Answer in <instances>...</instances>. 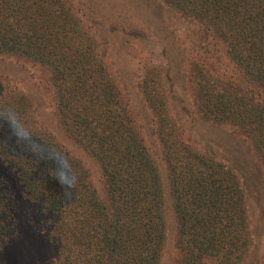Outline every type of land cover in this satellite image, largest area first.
<instances>
[{
	"label": "trees",
	"instance_id": "16d2710c",
	"mask_svg": "<svg viewBox=\"0 0 264 264\" xmlns=\"http://www.w3.org/2000/svg\"><path fill=\"white\" fill-rule=\"evenodd\" d=\"M160 1L223 48L229 63L222 72L205 57L190 63L196 109L204 120L238 129L264 165V0ZM97 46L66 0H0V57L48 72L63 135L40 123L28 95L0 81V111L21 118L0 116L1 157L43 216L56 247L52 264H160V168ZM139 86L167 165L180 253L173 264H243L254 241L238 175L179 136L159 85L145 76ZM21 120L48 155L37 158L15 140L10 125ZM74 148L97 164L102 187ZM13 207L0 184V251L17 233Z\"/></svg>",
	"mask_w": 264,
	"mask_h": 264
},
{
	"label": "rangeland",
	"instance_id": "374dc122",
	"mask_svg": "<svg viewBox=\"0 0 264 264\" xmlns=\"http://www.w3.org/2000/svg\"><path fill=\"white\" fill-rule=\"evenodd\" d=\"M66 1L96 40L97 51L121 89L122 98L160 168L166 222L160 264H173L180 257L176 246L178 225L154 113L139 86L145 76L164 91L168 113L178 124L179 136L200 153L224 162L238 175L246 192L254 241L243 264H264V165L244 134L230 124L204 120L195 106L190 63L205 57L209 65L222 72L229 62L218 41L195 22L169 10L160 0ZM48 77L41 66L25 59L0 57V81L28 95L40 123L61 134ZM74 149L90 168L93 184L102 187L97 164L81 150ZM0 184L13 197L12 216L17 227L15 238L0 251V264H52L56 247L47 236L43 216L31 206L1 153Z\"/></svg>",
	"mask_w": 264,
	"mask_h": 264
},
{
	"label": "clouds",
	"instance_id": "9594fccd",
	"mask_svg": "<svg viewBox=\"0 0 264 264\" xmlns=\"http://www.w3.org/2000/svg\"><path fill=\"white\" fill-rule=\"evenodd\" d=\"M0 116H7L9 120H14V121L21 119L17 114L12 112L11 110L0 111ZM22 127H27L26 125L23 124L22 120H21V127H12L10 125V129L14 135L15 140L18 141L20 145L25 146L26 150L30 151L37 158H42L41 153H43L44 155H48L47 148L41 145L39 141L29 140L28 136L25 134V131L21 130ZM27 130L33 131L34 129L28 127ZM55 178L58 180L60 179L58 175H56Z\"/></svg>",
	"mask_w": 264,
	"mask_h": 264
}]
</instances>
